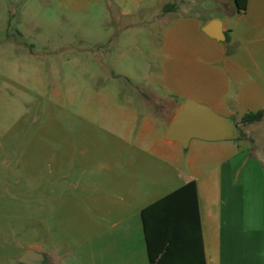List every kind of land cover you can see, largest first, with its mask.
I'll return each mask as SVG.
<instances>
[{
    "label": "crops",
    "instance_id": "obj_1",
    "mask_svg": "<svg viewBox=\"0 0 264 264\" xmlns=\"http://www.w3.org/2000/svg\"><path fill=\"white\" fill-rule=\"evenodd\" d=\"M114 2L136 5L147 23L152 75L134 82L135 103L118 106L121 134L113 128L109 140L68 156L72 176L60 167L64 196L70 187L77 193L73 242L104 245L60 255L63 264H264V156L239 139H194L188 148L166 139L188 99L239 127L245 114L264 110V0H248L243 13L234 0ZM214 20L222 40L204 31ZM191 181L198 219L164 212L148 235L142 211Z\"/></svg>",
    "mask_w": 264,
    "mask_h": 264
},
{
    "label": "rangeland",
    "instance_id": "obj_2",
    "mask_svg": "<svg viewBox=\"0 0 264 264\" xmlns=\"http://www.w3.org/2000/svg\"><path fill=\"white\" fill-rule=\"evenodd\" d=\"M141 16L114 0H0V264H22L30 246L44 264L103 251L73 242L77 193L64 196L60 167L72 176L68 156L121 134L118 106L135 103L134 82L152 75ZM240 131L263 157L264 120Z\"/></svg>",
    "mask_w": 264,
    "mask_h": 264
},
{
    "label": "water",
    "instance_id": "obj_3",
    "mask_svg": "<svg viewBox=\"0 0 264 264\" xmlns=\"http://www.w3.org/2000/svg\"><path fill=\"white\" fill-rule=\"evenodd\" d=\"M204 31L218 40L224 39L220 20L210 22ZM241 137L240 127L234 119L194 99L185 101L166 133L167 140L179 141L184 148H188L194 139L216 142L238 140ZM45 260L44 252L34 248L19 257L22 264H44Z\"/></svg>",
    "mask_w": 264,
    "mask_h": 264
},
{
    "label": "trees",
    "instance_id": "obj_4",
    "mask_svg": "<svg viewBox=\"0 0 264 264\" xmlns=\"http://www.w3.org/2000/svg\"><path fill=\"white\" fill-rule=\"evenodd\" d=\"M239 13L246 12L248 9V0H234ZM170 7V6H169ZM264 118V110L258 112H250L243 116L242 123H252L262 121ZM197 186L195 181H191L171 193L162 200L148 206L142 211V217L146 232L154 228L155 222L160 219L164 212H178L182 219L191 218L198 219L197 205L195 202ZM171 207H175L171 208Z\"/></svg>",
    "mask_w": 264,
    "mask_h": 264
}]
</instances>
